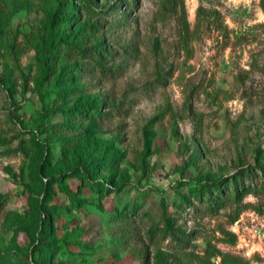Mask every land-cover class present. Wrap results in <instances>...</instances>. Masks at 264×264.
I'll return each instance as SVG.
<instances>
[{
	"label": "rangeland",
	"instance_id": "374dc122",
	"mask_svg": "<svg viewBox=\"0 0 264 264\" xmlns=\"http://www.w3.org/2000/svg\"><path fill=\"white\" fill-rule=\"evenodd\" d=\"M0 264H264V0H0Z\"/></svg>",
	"mask_w": 264,
	"mask_h": 264
},
{
	"label": "trees",
	"instance_id": "16d2710c",
	"mask_svg": "<svg viewBox=\"0 0 264 264\" xmlns=\"http://www.w3.org/2000/svg\"><path fill=\"white\" fill-rule=\"evenodd\" d=\"M62 7H63V4L61 2L57 6L56 10L54 11L53 18H52V22H51L52 27L57 26L59 20L63 17L62 14H61ZM91 108L93 110H95L97 107L94 106V105H92ZM247 173H249V172H247ZM69 176H75V174H72L70 172H65V173H62L60 175V177L62 178V180L65 179L66 177H69ZM242 176H243V174L233 175L230 178V182L225 183V187L226 188H228V186L231 187V189H232L235 197L238 195L239 190L242 189V188H244V186H245L244 183H243V181L241 180L242 179ZM82 180L90 188H92V189H96L97 188L94 183L90 182L88 179H85L84 176H83ZM221 184H222L221 182L220 183L219 182L211 183L210 186H209L208 195H210L212 193L217 194V196L218 195H224V194L221 193ZM97 189H99L100 191L102 190L100 188H97ZM212 191H214V192H212Z\"/></svg>",
	"mask_w": 264,
	"mask_h": 264
}]
</instances>
